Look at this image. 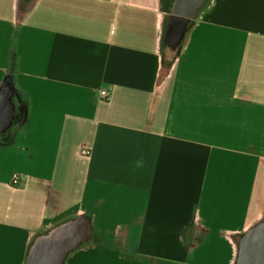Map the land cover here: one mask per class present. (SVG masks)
Wrapping results in <instances>:
<instances>
[{"label": "crops", "instance_id": "1", "mask_svg": "<svg viewBox=\"0 0 264 264\" xmlns=\"http://www.w3.org/2000/svg\"><path fill=\"white\" fill-rule=\"evenodd\" d=\"M258 232L264 0H0V264H238Z\"/></svg>", "mask_w": 264, "mask_h": 264}, {"label": "water", "instance_id": "2", "mask_svg": "<svg viewBox=\"0 0 264 264\" xmlns=\"http://www.w3.org/2000/svg\"><path fill=\"white\" fill-rule=\"evenodd\" d=\"M196 0H182V4L185 7H190ZM250 235L246 237L242 242V248L240 253V258L238 264H252L254 259L253 250L256 247L262 248L264 247V235ZM253 249H252V248Z\"/></svg>", "mask_w": 264, "mask_h": 264}, {"label": "built area", "instance_id": "3", "mask_svg": "<svg viewBox=\"0 0 264 264\" xmlns=\"http://www.w3.org/2000/svg\"><path fill=\"white\" fill-rule=\"evenodd\" d=\"M101 96L103 98H106L108 96V91L107 90H102L101 91ZM90 151L89 150H82L81 151V155L82 156H89L90 155ZM11 183L14 187H20L21 183H22V178L19 174H14L11 180Z\"/></svg>", "mask_w": 264, "mask_h": 264}]
</instances>
